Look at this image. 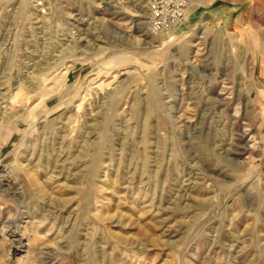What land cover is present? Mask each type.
<instances>
[{
    "label": "rangeland",
    "instance_id": "374dc122",
    "mask_svg": "<svg viewBox=\"0 0 264 264\" xmlns=\"http://www.w3.org/2000/svg\"><path fill=\"white\" fill-rule=\"evenodd\" d=\"M183 1L0 0V264H264V0Z\"/></svg>",
    "mask_w": 264,
    "mask_h": 264
},
{
    "label": "built area",
    "instance_id": "2783aa9c",
    "mask_svg": "<svg viewBox=\"0 0 264 264\" xmlns=\"http://www.w3.org/2000/svg\"><path fill=\"white\" fill-rule=\"evenodd\" d=\"M186 20V4L182 0H149L147 25L149 33L169 34Z\"/></svg>",
    "mask_w": 264,
    "mask_h": 264
},
{
    "label": "bare ground",
    "instance_id": "6f19581e",
    "mask_svg": "<svg viewBox=\"0 0 264 264\" xmlns=\"http://www.w3.org/2000/svg\"><path fill=\"white\" fill-rule=\"evenodd\" d=\"M182 1V0H181ZM189 3H190V6H191V8H196V7H198V5H199V2L200 1H198V0H187ZM186 1V2H187ZM195 3V4H194ZM152 36H155V35H152Z\"/></svg>",
    "mask_w": 264,
    "mask_h": 264
}]
</instances>
